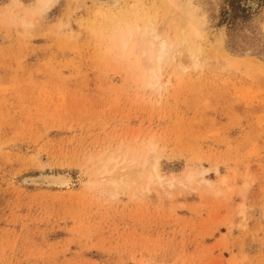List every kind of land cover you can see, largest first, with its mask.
Returning a JSON list of instances; mask_svg holds the SVG:
<instances>
[{"label":"rangeland","instance_id":"1","mask_svg":"<svg viewBox=\"0 0 264 264\" xmlns=\"http://www.w3.org/2000/svg\"><path fill=\"white\" fill-rule=\"evenodd\" d=\"M159 3L0 0V264H264V0H193L201 52L158 93L112 42ZM151 138L161 177L207 170L212 188L99 183ZM41 174L69 184L23 182Z\"/></svg>","mask_w":264,"mask_h":264},{"label":"bare ground","instance_id":"2","mask_svg":"<svg viewBox=\"0 0 264 264\" xmlns=\"http://www.w3.org/2000/svg\"><path fill=\"white\" fill-rule=\"evenodd\" d=\"M39 1L42 8L48 9L55 4L56 0ZM159 2L160 5L156 8L163 12L161 22H159L156 8L152 14H147L143 8L136 9L133 15L126 14L123 20L124 27L118 29L112 42L116 50V56L114 54V57H117L116 60L131 63L133 69L135 68L139 73L140 83L145 88L158 93L163 89L164 84L166 86L168 83L161 82L165 68L174 67L177 74L187 70L185 64L197 62L201 52L198 43L205 38L204 28L207 24L204 14L193 0H159ZM137 139L138 136H135L134 140ZM141 144L132 148H123L121 145L115 152L110 153L100 163L98 162L94 175L99 183L115 191L121 186L128 187L129 183L126 182L130 179L131 181L133 179V182L135 179L141 181V176L147 172L144 181H141L138 186L140 192L148 191L153 184L167 188L177 186L189 188L192 185L212 188V182L210 183L205 177L207 170H188L180 180L164 179L158 172L159 158L155 153L153 139L143 141ZM128 167H134V169ZM69 179L60 174H41L27 176L23 182L41 187H67Z\"/></svg>","mask_w":264,"mask_h":264},{"label":"clouds","instance_id":"3","mask_svg":"<svg viewBox=\"0 0 264 264\" xmlns=\"http://www.w3.org/2000/svg\"><path fill=\"white\" fill-rule=\"evenodd\" d=\"M252 3H257L258 4V0H252Z\"/></svg>","mask_w":264,"mask_h":264}]
</instances>
